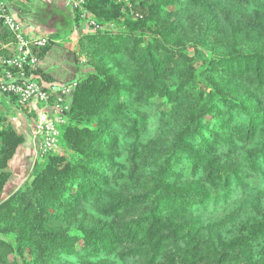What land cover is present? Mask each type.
Instances as JSON below:
<instances>
[{
    "label": "trees",
    "instance_id": "obj_1",
    "mask_svg": "<svg viewBox=\"0 0 264 264\" xmlns=\"http://www.w3.org/2000/svg\"><path fill=\"white\" fill-rule=\"evenodd\" d=\"M85 7L61 153L0 200V264H264V0ZM23 140L0 108V192Z\"/></svg>",
    "mask_w": 264,
    "mask_h": 264
},
{
    "label": "rangeland",
    "instance_id": "obj_2",
    "mask_svg": "<svg viewBox=\"0 0 264 264\" xmlns=\"http://www.w3.org/2000/svg\"><path fill=\"white\" fill-rule=\"evenodd\" d=\"M133 1L134 0H124V3L128 7H131ZM4 4L13 15L18 17V19L26 21L22 22L26 25V27L28 25L30 26V32H33V28H35V31L39 30L36 28V25L51 26L53 24V20H55L52 27L57 30V32H53V30H51L41 32L40 34L37 33V35L47 37L50 41V50L43 58L39 59V67L44 69L45 74L41 76L38 73L36 75L35 72V76L38 80H40V82L44 81L45 83L66 84L75 80L76 77L83 76V73L87 69V66L85 65L87 58L86 55L79 49L78 41L82 33H88L89 31L95 29V27L88 24L87 20L89 19L87 17L86 19L76 18L74 9L70 5H66L65 2L64 6L71 11V14H64V16L58 13L62 12L60 9L56 10V8L52 5H45L41 2V0H10L9 3ZM83 5V8L87 11L90 18L93 19L92 13H90L85 7V0ZM56 15H61L62 17H55ZM0 96L4 95L0 94ZM4 99L0 100V108L6 111L8 119L11 121L18 133H21L24 136V131H29L37 149L36 159H39L40 156L38 150L41 146V140L33 134V127L34 124L41 119V117H44L43 114H46L47 116L51 115L50 106L35 99L25 105H21L18 102L14 104L9 98L6 100ZM67 101L71 104V95L67 97ZM62 119L67 122L66 116H63ZM56 153H61V151L59 150ZM17 173L18 171H16V169L13 171L10 169V176L0 192V200L6 199L8 197L7 195L14 192L29 176L28 175L18 185L21 178Z\"/></svg>",
    "mask_w": 264,
    "mask_h": 264
},
{
    "label": "built area",
    "instance_id": "obj_3",
    "mask_svg": "<svg viewBox=\"0 0 264 264\" xmlns=\"http://www.w3.org/2000/svg\"><path fill=\"white\" fill-rule=\"evenodd\" d=\"M64 2L78 10L83 19L87 17L90 26H97L83 8L84 0ZM0 22L14 35V40L9 44L12 53L0 57V94L15 96L21 105L35 99L50 106L51 115L43 114L44 117L34 124L33 134L41 140L38 150L40 157L49 152H58L60 150L58 127L65 122L62 117L69 110L67 97L71 95L77 81L73 80L66 84L40 82L35 76L40 61L34 48L46 45L48 38L27 33L22 21L6 8L4 2H0Z\"/></svg>",
    "mask_w": 264,
    "mask_h": 264
},
{
    "label": "crops",
    "instance_id": "obj_4",
    "mask_svg": "<svg viewBox=\"0 0 264 264\" xmlns=\"http://www.w3.org/2000/svg\"><path fill=\"white\" fill-rule=\"evenodd\" d=\"M10 0H0V2H4V3H9ZM41 2L45 5H52L53 7L56 8V10L60 9L62 12H58L59 14H62L64 16V14H71V11L66 8L64 6V1L63 0H41ZM60 16L61 15H56L55 17ZM18 18V17H17ZM20 20V19H19ZM21 21V20H20ZM23 22H26L24 20H22ZM54 21L53 20V24L54 25ZM22 22V23H23ZM48 26V25H36V28L39 29L38 31H35V28H33V32H30L29 28L30 26L28 25L26 27V25L23 23L24 29L27 33H41V32H47V31H51L53 30V32H57V30L53 29V27ZM55 27V26H54ZM0 57H2V55L0 54ZM41 65V64H40ZM0 100H3L5 97L4 96H0ZM8 98V97H7ZM6 98V99H7ZM4 99V100H6ZM37 149L35 147V142L32 138V136L30 135L29 131L25 132L24 131V140L23 142L19 145V147L17 148L13 158L10 161V169L13 171L14 169H16V171H18V175L21 178V180L19 181L18 185L29 175L31 168L35 162V159L37 158ZM13 175V172H12ZM9 193V191H8ZM12 193V192H11ZM10 195V194H9ZM7 195V196H9ZM6 196V197H7Z\"/></svg>",
    "mask_w": 264,
    "mask_h": 264
}]
</instances>
